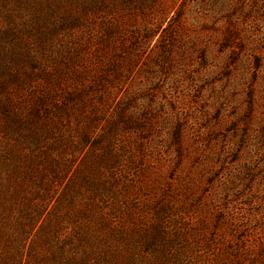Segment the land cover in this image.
<instances>
[{
  "label": "rangeland",
  "instance_id": "374dc122",
  "mask_svg": "<svg viewBox=\"0 0 264 264\" xmlns=\"http://www.w3.org/2000/svg\"><path fill=\"white\" fill-rule=\"evenodd\" d=\"M200 10L0 0V264H264V55Z\"/></svg>",
  "mask_w": 264,
  "mask_h": 264
},
{
  "label": "trees",
  "instance_id": "16d2710c",
  "mask_svg": "<svg viewBox=\"0 0 264 264\" xmlns=\"http://www.w3.org/2000/svg\"><path fill=\"white\" fill-rule=\"evenodd\" d=\"M8 1V0H2ZM201 8L197 16L223 21L222 50L229 48L230 60L235 58L238 48L251 45L258 59L264 55V0H190ZM1 13V11H0ZM1 34H12L8 28ZM207 49L203 55L207 57Z\"/></svg>",
  "mask_w": 264,
  "mask_h": 264
}]
</instances>
